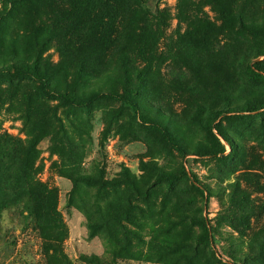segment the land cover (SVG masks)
Returning a JSON list of instances; mask_svg holds the SVG:
<instances>
[{
	"label": "rangeland",
	"instance_id": "374dc122",
	"mask_svg": "<svg viewBox=\"0 0 264 264\" xmlns=\"http://www.w3.org/2000/svg\"><path fill=\"white\" fill-rule=\"evenodd\" d=\"M257 63L264 0H0V264H264Z\"/></svg>",
	"mask_w": 264,
	"mask_h": 264
},
{
	"label": "trees",
	"instance_id": "16d2710c",
	"mask_svg": "<svg viewBox=\"0 0 264 264\" xmlns=\"http://www.w3.org/2000/svg\"><path fill=\"white\" fill-rule=\"evenodd\" d=\"M257 66H259L261 69L258 68L257 71H255L254 69L249 68V70H251V72L257 78L264 79V68L260 66V63H257ZM260 72H262V73H260ZM15 76L24 77V78H28V79L36 80V81L45 80V78L42 74L37 72L35 69H29V68H26L23 71L18 72ZM42 93L48 97L59 98L60 100L66 102V103H70V104L76 103L73 94H68V93L62 92V91L57 90V89H52V90L48 91V89H46V87H43ZM133 93H134V91L132 88L125 89L124 94L111 93V92L104 91V90H97V91L93 92L92 96L90 97V100L95 99V98H99V97H112V98L119 99L122 103H124V104L130 106L132 109L136 110L137 104L132 97Z\"/></svg>",
	"mask_w": 264,
	"mask_h": 264
}]
</instances>
